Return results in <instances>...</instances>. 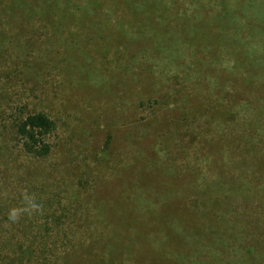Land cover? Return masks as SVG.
<instances>
[{
    "label": "rangeland",
    "instance_id": "374dc122",
    "mask_svg": "<svg viewBox=\"0 0 264 264\" xmlns=\"http://www.w3.org/2000/svg\"><path fill=\"white\" fill-rule=\"evenodd\" d=\"M113 1L0 0V264H246L264 252V19ZM38 112L56 124L45 158L15 128ZM25 191L43 213L13 223ZM180 212L230 229L224 260L138 255L135 230L160 253ZM113 230L134 231L108 254Z\"/></svg>",
    "mask_w": 264,
    "mask_h": 264
},
{
    "label": "trees",
    "instance_id": "16d2710c",
    "mask_svg": "<svg viewBox=\"0 0 264 264\" xmlns=\"http://www.w3.org/2000/svg\"><path fill=\"white\" fill-rule=\"evenodd\" d=\"M118 1L122 2L127 8L132 9L133 15L137 14L139 7H144L150 10L149 13L153 15V18H157V16H154L156 9L164 8L167 5V0H114L113 3ZM187 1L191 2L190 0ZM86 2L93 9L102 6L99 0H86ZM191 3L195 4V8L200 12L197 16H201L200 19L204 20L206 17H211L215 22L236 24L241 21L251 22L259 18L264 19V0H192ZM250 8L254 10L250 11ZM58 13H61V19H66L69 16L73 17L74 14L67 10L65 12L59 10ZM79 17L83 20H89L92 15L88 10H83ZM147 20L149 21V19ZM15 128L24 153L35 158H45L51 153V145L47 140L55 132L56 124L46 114L41 112L27 114L23 119L15 123ZM218 219L219 225L225 221L222 217ZM197 221H199V216L194 215V218H191L180 212V227L176 230H166V233L162 234L163 236L161 235L162 249L160 253L148 246V237L141 230H135V234L138 237L136 239L143 244L137 249L138 255L151 258L153 261L179 260L185 262L187 260L197 261L205 258L202 253L208 251L207 257L213 261L224 260L229 247L227 240L230 239V236L232 238L230 229L227 228L220 231L218 227L214 231L206 233L205 236H201L200 229L196 225H192V223H197ZM234 228L236 229V227ZM132 231L134 230H113V233L105 241L104 251L108 254L121 251V249L126 247L123 246V237L131 236ZM196 236L199 239H195ZM204 238L208 239L207 243L200 241ZM194 244L193 252L196 254L193 252L190 254L187 250H190L189 246ZM205 245H208L211 249ZM185 247L186 250H184ZM236 257H240L238 259L246 262V264H264L263 250L250 247L244 248Z\"/></svg>",
    "mask_w": 264,
    "mask_h": 264
},
{
    "label": "clouds",
    "instance_id": "9594fccd",
    "mask_svg": "<svg viewBox=\"0 0 264 264\" xmlns=\"http://www.w3.org/2000/svg\"><path fill=\"white\" fill-rule=\"evenodd\" d=\"M23 195V207H13L9 210L7 217L8 220L16 223L19 221L23 214L32 216L34 214L43 213V205L38 203L34 195L28 194L26 191Z\"/></svg>",
    "mask_w": 264,
    "mask_h": 264
}]
</instances>
